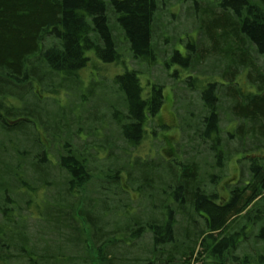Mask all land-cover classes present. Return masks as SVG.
I'll list each match as a JSON object with an SVG mask.
<instances>
[{
	"label": "trees",
	"instance_id": "16d2710c",
	"mask_svg": "<svg viewBox=\"0 0 264 264\" xmlns=\"http://www.w3.org/2000/svg\"><path fill=\"white\" fill-rule=\"evenodd\" d=\"M214 6L200 17L201 36L212 49L197 57V64L217 53L228 66L219 72L222 82L200 94L202 113L187 119L175 109L173 120L195 155L212 156L217 176L210 174L207 184L200 181L196 163L180 162V141L171 146L177 155L171 163L139 164L135 158L138 189L132 197H148L155 208L151 216H134L129 206L123 213L113 210L88 185L96 178L100 193L112 185L128 192L122 185L131 179V159L125 178L121 169L103 174L93 167L97 157L71 145L74 136L88 137L82 114L58 106L48 122L38 106L41 93L57 97L84 90L78 87L85 81L80 74L89 69L87 97L80 95L84 105L95 97L100 67L120 66L122 72L109 78L122 112L113 105L111 119L124 150L137 146L165 97L163 86L148 79L142 84V75L129 69L120 44L132 62L155 63L158 0H0V134L10 137L9 145H0V264H264V0H215ZM194 21L196 27L195 14ZM187 48L192 49L189 43ZM177 59L175 51L172 60ZM91 127L96 128L88 135L97 143L104 127ZM60 140L61 152L53 158L51 143ZM103 140L98 152H106ZM236 155L248 174L217 190L219 172ZM57 186L47 204L44 192ZM249 241L261 250L242 252Z\"/></svg>",
	"mask_w": 264,
	"mask_h": 264
},
{
	"label": "rangeland",
	"instance_id": "374dc122",
	"mask_svg": "<svg viewBox=\"0 0 264 264\" xmlns=\"http://www.w3.org/2000/svg\"><path fill=\"white\" fill-rule=\"evenodd\" d=\"M214 1L215 0H200L199 2L197 1L196 4V0H158L152 34L155 63L150 66L132 62L127 53V46L123 44L121 37L118 38L119 41H122V44H120V54L125 64L128 65L129 69H134L142 75V77H140L142 84L148 79L152 83L163 86V94L165 97L164 104L158 115H156L154 122H150L146 126L147 132L145 138L137 146L128 147L124 150L125 144L121 141L118 130L111 119L112 114L114 113V111H112L113 105L118 107L120 100L109 77L110 75L119 73L122 70L120 66L100 67L99 74L103 76L99 78L100 85H97L96 87L97 89L94 92L95 97L91 99L86 98V104L84 105H82L83 102L80 95L87 97L85 88H87L86 79L89 75V69L84 70L80 74L81 79H84L85 81L80 83L78 87L83 86L84 90L79 91V88L77 91H75V89H70L68 91V96L61 91L57 97H54L50 93H41L43 100L41 99V105L39 104L38 110L42 118L46 119L48 122L52 121L53 117H55L56 111L60 110L58 106L66 109L63 110L65 112H69V110L72 109L74 112L82 114V118L84 119L82 132L86 133L88 137L85 136V141H82L74 136L71 145H73L74 148L76 147L78 152L83 150L81 147L84 146L85 149L87 148L86 153L91 155V158L97 157L93 167H96V169H103V174H105L104 172H106L107 168L121 169V176L124 178L129 171L128 168L130 169L131 167V179L125 178V184L123 183L122 185L128 191L126 193L120 192L119 190L116 191L114 185L110 187L109 191L107 190L105 193H100V187L98 184L102 183L101 181L96 182V178L88 183L90 188L98 194V197H101L98 199H107L109 202L108 205L111 206L113 210L123 213L129 206V210H127L134 216H151L152 208H155L150 204V198L148 197L146 198L142 196L138 200H134L132 197V195H135L137 198L135 190L138 189L136 187L138 173L133 170V162L135 158H137L139 164L150 161L154 164L152 160H158V163H162L160 161L165 160L164 163L166 164V160L171 163L174 156L178 155L180 162L182 161L184 163L191 161L196 163L197 174L200 181L203 183L207 184V178L210 174L217 176L214 173V160L212 156L204 151L195 155L191 150L192 145L186 141L184 135L180 136L179 131L176 129L177 125L173 120L176 117L175 109H178L179 113H181L182 116H186L187 119H195V116L202 113L200 94L208 85L220 84L222 79L220 78L219 72H223L228 66L229 61L226 62L220 60V54L217 53L215 55L211 54L206 56V60L201 65L197 64V57L200 55L205 56V54H207L205 51L212 49L210 41L201 36L202 33L199 30V27L202 14L205 11L215 8ZM194 14L199 18V22H196V27ZM201 30L203 31L204 29ZM188 43L192 47L191 50L187 48ZM175 51L178 52L181 60H172ZM188 54H193L189 60L187 59ZM192 68L195 69L193 70ZM212 71H215L217 75H214L215 72ZM186 81L190 83L189 86L186 85ZM240 81L241 83H244L242 77L240 78ZM55 84H57V82H55ZM194 90H197V93ZM89 91L91 92V89ZM117 110L122 112V106H119ZM226 112L227 110L223 109L221 128L224 131L227 128L226 120L228 119V114L226 115ZM191 114H194L192 118ZM100 123L103 125L104 129H102V132L100 133L101 136L100 139L98 138V142L93 143L95 137H91L88 134H91L94 131V128H96L91 126H99ZM160 126L164 128L161 129ZM70 130L75 133L76 126H73V128L71 126ZM38 131L42 139H44V134L41 132L40 128ZM9 138H5L0 134V145H9ZM103 139L106 140V152H98L101 148L100 146L103 144L102 142H104ZM63 141L60 140L56 144H52L50 141V153L53 158L56 154L58 155L61 152ZM179 141L181 147H179L178 153L175 155L176 152L174 153L171 150V146ZM8 155L9 152L7 151L6 156ZM129 158L131 159V162L128 166L127 163L130 160ZM240 159L241 155H236L234 157L231 156V158L228 159L224 169L219 172L218 184L216 186L217 190L224 191L226 187H228L230 183L236 181L241 174L244 173V176L248 174L246 167H243L244 162L242 164L237 163ZM126 166H128V168ZM55 179L57 178H54V180ZM85 183L87 184V182ZM56 184H58V182ZM103 184L105 186L109 185L106 180H103ZM209 187L210 189L215 188L213 184H211V186L209 185ZM57 190L58 186L56 188L50 187L44 192L47 204H52L53 200H51V197L56 196ZM99 193L102 195L100 196ZM67 199L69 200L71 198L67 197ZM42 200L43 197L37 198V201ZM116 203H119L118 207H116ZM125 205H127V207H124ZM21 207H23L22 203ZM31 226L33 229H36V226L32 224ZM46 237L49 238V242L52 240L51 235L48 234ZM142 242L143 249H147L149 242L147 238L144 237ZM248 244L247 247V243L242 246V252H247L249 249L251 250L250 253H253L252 251H254L255 247L258 250H261L260 246L251 241H249ZM253 244L254 246H252ZM68 254H70V252ZM92 258H94V255H92ZM213 263V261H209V264Z\"/></svg>",
	"mask_w": 264,
	"mask_h": 264
}]
</instances>
